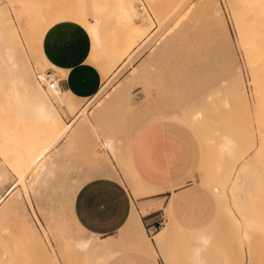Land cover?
<instances>
[{
    "label": "rangeland",
    "instance_id": "374dc122",
    "mask_svg": "<svg viewBox=\"0 0 264 264\" xmlns=\"http://www.w3.org/2000/svg\"><path fill=\"white\" fill-rule=\"evenodd\" d=\"M124 1L123 11L121 0H0V172L8 173L0 193L6 196L15 185L0 204V264H83V253L59 242L60 235L92 234L75 218L74 196L96 175L120 179L119 174L128 188H136H130L134 196L145 194L129 146L154 119L173 120L191 132L201 151L200 181L211 194L213 186H223L212 217L195 223L207 228L185 230L171 208L163 210L162 222L147 230L151 236L165 220L153 235L164 238L153 241L155 258L160 264H264V0H190L186 10L176 7L179 0ZM60 20L87 30V60L99 68L102 83L88 98L62 88L47 92L64 122H74L51 157L50 178L30 186L29 177L18 181L15 168L24 140H42L43 126L16 118L12 107L21 90L11 88L13 70L62 71L42 49L44 33ZM95 22L98 41L89 28ZM6 48L13 51L12 61ZM131 70L136 77L128 76ZM225 136L232 140L229 149ZM249 162L242 188L232 191L231 179L240 172L234 164L243 168ZM122 231L120 245L131 246ZM200 232L209 235V247L194 261ZM131 251L139 253L124 248L120 255ZM104 259L94 264H105ZM110 264L127 263L117 258Z\"/></svg>",
    "mask_w": 264,
    "mask_h": 264
},
{
    "label": "crops",
    "instance_id": "0c3cea01",
    "mask_svg": "<svg viewBox=\"0 0 264 264\" xmlns=\"http://www.w3.org/2000/svg\"><path fill=\"white\" fill-rule=\"evenodd\" d=\"M90 42L87 30L71 20L53 23L43 36L42 49L46 58L62 69L59 81L62 89L69 90L76 97H91L102 83L99 68L87 60ZM200 153L197 138L186 128L173 120L154 119L143 124L134 134L129 146V160L137 176L145 184L157 188L156 191L134 196L120 174L119 180L111 175H96L79 187L73 199L75 218L87 232L103 240L111 239L114 253L105 264L117 258L127 264H160L157 257L139 249H135L139 253L131 251L120 255L124 248L132 249L120 245L125 237L121 229L130 216L132 204L139 208V204L148 199H161L166 205L172 197V218L183 229L210 226L195 224L207 221L216 211L215 196L200 181ZM162 217L161 206L142 213V216L140 212L148 236L147 230L156 221L161 223ZM159 228L149 236L152 241Z\"/></svg>",
    "mask_w": 264,
    "mask_h": 264
},
{
    "label": "bare ground",
    "instance_id": "6f19581e",
    "mask_svg": "<svg viewBox=\"0 0 264 264\" xmlns=\"http://www.w3.org/2000/svg\"><path fill=\"white\" fill-rule=\"evenodd\" d=\"M192 3L193 2L190 0H179V2H177L176 7L180 10L181 9L186 10L187 8L191 7ZM125 4H126L125 1L121 0V2L119 4L120 6L119 5L118 6L124 11ZM151 6H154V5H151ZM155 6H156V4H155ZM173 9H174V7H173ZM173 9H171V5H170V10H173ZM126 16L128 17V15H126ZM129 18H131V17H129ZM89 28L93 34L94 39L96 41H98L99 35H98V31H97V22L90 25ZM21 45L22 44H20V46ZM6 55H7L9 61L13 60L14 54H13L12 49L6 48ZM143 69H144V67H143ZM132 70L129 72L128 76L133 77V75H131ZM28 71H27L26 67L17 66V69L13 70V85L11 86V88H13V86L16 85L21 90L19 93L18 99L15 101V104L12 107V110L15 112L16 118L19 119L20 121L23 119H29L33 123L41 122V124L43 126V130L40 132V136H43L42 140L37 139L34 143L32 141L26 142V140H24V142L21 146L22 147L21 152L18 156V159H19L18 162L19 163H18V166L15 168V172H16L18 181L21 183H25L26 178L29 177V180L26 182L28 185L32 186V185L38 183L40 180L41 181L39 184H41L42 179L44 180L46 178H50V176L49 177H47V176L49 175V168H48L49 166L48 165L50 163L51 157H52L53 153H55V150L57 149L58 143L61 140L65 139L67 136H69L70 129H71V126H72V123L74 122V120L70 123L64 122V120L60 116L56 106L51 101V99H50L47 91L45 90V88L38 82L35 75L32 72H30V71L28 72ZM136 72H138V71L136 70ZM128 76H126L127 79L129 78ZM134 77H136V76H134ZM11 88H10V90L12 91ZM122 88L123 87L121 85L119 91H121ZM68 95L72 96L73 94L72 95L68 94ZM118 97L121 98L120 96H118ZM115 98H116V96H115ZM25 105H29L28 110L24 109ZM231 142H232V140L228 136H225L224 142H223L224 143V145H223L224 149H229ZM105 145L107 148H109L110 151L112 150V145L109 143L108 140H106ZM111 155H113V154H111ZM97 157H99V156H97ZM23 158H24V160H23ZM239 158H241V157H239ZM105 161H107V160H105ZM251 164H252V162H249V163L245 164V166L243 168H239L238 164L236 165V163L234 164L235 171L238 169L237 171H240V172H237L235 174V176L233 175L234 177L231 179L232 191H235V192L240 191V189L242 188L241 186L244 183L243 182L244 179H243L242 175H245L246 168H248V166H250ZM119 168H120V166H119ZM7 178H8L7 172H0V183L1 184ZM136 179L139 182H142L139 177H136ZM143 184H144V187L146 188L143 192L145 194L151 193V192H154L157 190V188H155L149 184H145V183H143ZM14 186H12L8 190V192L6 191L7 195H9L12 192ZM130 188L135 192L136 188L133 185L130 184ZM130 188H129V190H130ZM222 189H223V186H221V184H217V185L212 187L211 192L214 196L219 197L218 195H221V193H223ZM34 190H35V188H34ZM6 196H3L0 193V204L3 203ZM171 200H172V197H169L168 203L166 205H163L161 199L160 200L148 199L147 201L142 202L139 205V208H137L134 204H132L130 216H129L126 224L122 228L123 230H125L128 233V236L131 239V243H130L131 246H129V247H132L134 249H139L143 252H146V253L152 255L155 258V255L157 254L156 248H155V242H153L152 239L149 238V236L146 234L145 229H144V227L141 223V220H140V212L146 213V212H149L154 207H159V206H161L163 208V210H165V209L167 210V208L168 209L170 208ZM16 202L17 201H14L13 205ZM13 205L9 206L8 209L9 210L11 209L10 211H16L15 210L16 208L13 207ZM164 223H165V221H164ZM173 223H175V222L173 221ZM166 226H167V224H166ZM165 228H168V227H165ZM122 229H121V231H122ZM86 235H87V233H86ZM111 238H112V236H111ZM106 239H108V238H106ZM160 239L164 240V238H161V237L160 238L156 237V239H154V240L156 241V243L159 244L160 242H162V241H160ZM196 239H197V243L194 244L192 247L191 256H192V259L194 261H200L202 258L201 257L202 252L203 251L205 252V248H206L207 242L209 240V235L205 232H200L197 235ZM101 240L102 239L100 237H98L96 234H91V235H88L86 237H80L79 236L78 238H73L72 236L60 235V241L59 242H62L64 245H67V247L70 250L79 251V252L83 253V264H94L97 261L103 260V257H105L104 262L108 261V259L114 253V250L112 249V246H111L112 244L110 242L99 243ZM112 242L114 243L113 240H112ZM208 244H209V242H208ZM207 246L209 247V245H207ZM207 261L210 262L209 260H207Z\"/></svg>",
    "mask_w": 264,
    "mask_h": 264
},
{
    "label": "built area",
    "instance_id": "2783aa9c",
    "mask_svg": "<svg viewBox=\"0 0 264 264\" xmlns=\"http://www.w3.org/2000/svg\"><path fill=\"white\" fill-rule=\"evenodd\" d=\"M144 3L139 4V8H142ZM34 74L38 82L49 91L55 90L57 88H62L60 85L61 74L60 71L52 66H49L45 69L35 68Z\"/></svg>",
    "mask_w": 264,
    "mask_h": 264
}]
</instances>
